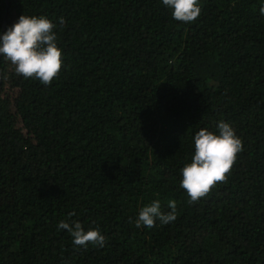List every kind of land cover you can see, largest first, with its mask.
I'll list each match as a JSON object with an SVG mask.
<instances>
[{
  "label": "trees",
  "instance_id": "trees-1",
  "mask_svg": "<svg viewBox=\"0 0 264 264\" xmlns=\"http://www.w3.org/2000/svg\"><path fill=\"white\" fill-rule=\"evenodd\" d=\"M198 2L182 23L162 0H0V34L47 16L64 61L44 85L0 56V264H264V0ZM221 120L244 150L192 203L182 169ZM157 199L177 219L136 227Z\"/></svg>",
  "mask_w": 264,
  "mask_h": 264
},
{
  "label": "clouds",
  "instance_id": "clouds-1",
  "mask_svg": "<svg viewBox=\"0 0 264 264\" xmlns=\"http://www.w3.org/2000/svg\"><path fill=\"white\" fill-rule=\"evenodd\" d=\"M172 9V18L182 23L194 22L202 12L198 0H162ZM264 14V5L259 9ZM63 25L65 20L60 18ZM57 25L44 15H21L16 23L0 34V56L15 66V73L25 79H35L50 85L58 78L63 61V49L59 46ZM218 132L201 128L194 136V155L191 162L182 169L180 187L186 191L192 203L210 194L219 183H227L229 174L244 150V143L236 134V129L224 120L218 124ZM170 211L161 210L160 200H153L143 206L135 220L136 227H154L156 221L167 225L177 219V203L168 202ZM74 213L69 214L71 217ZM131 222V219H130ZM58 229L66 230L77 247H87L89 243L104 247L106 237L99 227H89L78 220H61Z\"/></svg>",
  "mask_w": 264,
  "mask_h": 264
},
{
  "label": "water",
  "instance_id": "water-1",
  "mask_svg": "<svg viewBox=\"0 0 264 264\" xmlns=\"http://www.w3.org/2000/svg\"><path fill=\"white\" fill-rule=\"evenodd\" d=\"M1 78H2V76H1V73H0V84H1Z\"/></svg>",
  "mask_w": 264,
  "mask_h": 264
}]
</instances>
